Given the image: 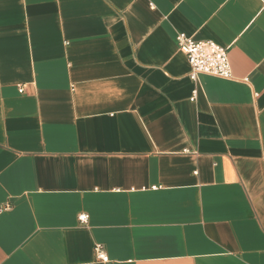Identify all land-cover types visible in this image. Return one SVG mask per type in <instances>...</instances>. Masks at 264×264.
<instances>
[{"label": "crops", "instance_id": "1", "mask_svg": "<svg viewBox=\"0 0 264 264\" xmlns=\"http://www.w3.org/2000/svg\"><path fill=\"white\" fill-rule=\"evenodd\" d=\"M0 264H264V0H0Z\"/></svg>", "mask_w": 264, "mask_h": 264}, {"label": "built area", "instance_id": "2", "mask_svg": "<svg viewBox=\"0 0 264 264\" xmlns=\"http://www.w3.org/2000/svg\"><path fill=\"white\" fill-rule=\"evenodd\" d=\"M176 43L179 51L185 55L189 66V78L196 81L198 75H210L223 79H231V67L226 53V48L211 41L196 42L184 34L176 36ZM196 92H193L191 101H194ZM81 222L87 217L81 216ZM96 257L103 263H108V257L100 246L95 248Z\"/></svg>", "mask_w": 264, "mask_h": 264}]
</instances>
